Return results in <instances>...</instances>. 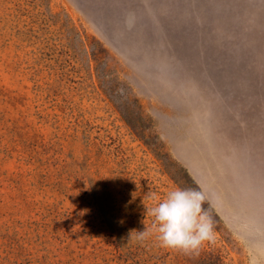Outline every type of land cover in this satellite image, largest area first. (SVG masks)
<instances>
[{
    "label": "rangeland",
    "instance_id": "1",
    "mask_svg": "<svg viewBox=\"0 0 264 264\" xmlns=\"http://www.w3.org/2000/svg\"><path fill=\"white\" fill-rule=\"evenodd\" d=\"M175 188L198 254L139 238ZM0 264H264V0H0Z\"/></svg>",
    "mask_w": 264,
    "mask_h": 264
},
{
    "label": "clouds",
    "instance_id": "2",
    "mask_svg": "<svg viewBox=\"0 0 264 264\" xmlns=\"http://www.w3.org/2000/svg\"><path fill=\"white\" fill-rule=\"evenodd\" d=\"M149 198L155 202L147 208L153 223L140 232L141 240L155 233L161 247L186 255L198 254L205 244L215 243V225L204 208L206 196L202 190L175 188L163 198L156 193H150Z\"/></svg>",
    "mask_w": 264,
    "mask_h": 264
},
{
    "label": "trees",
    "instance_id": "3",
    "mask_svg": "<svg viewBox=\"0 0 264 264\" xmlns=\"http://www.w3.org/2000/svg\"><path fill=\"white\" fill-rule=\"evenodd\" d=\"M96 53V52H95Z\"/></svg>",
    "mask_w": 264,
    "mask_h": 264
}]
</instances>
